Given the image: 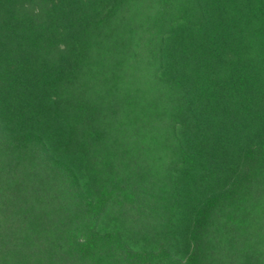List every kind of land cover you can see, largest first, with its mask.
Segmentation results:
<instances>
[{
    "label": "trees",
    "instance_id": "obj_1",
    "mask_svg": "<svg viewBox=\"0 0 264 264\" xmlns=\"http://www.w3.org/2000/svg\"><path fill=\"white\" fill-rule=\"evenodd\" d=\"M0 264H264V0H0Z\"/></svg>",
    "mask_w": 264,
    "mask_h": 264
}]
</instances>
